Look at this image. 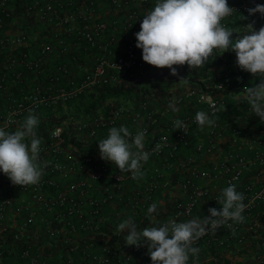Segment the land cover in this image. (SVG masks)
<instances>
[{
  "label": "built area",
  "instance_id": "built-area-1",
  "mask_svg": "<svg viewBox=\"0 0 264 264\" xmlns=\"http://www.w3.org/2000/svg\"><path fill=\"white\" fill-rule=\"evenodd\" d=\"M12 1L21 6L23 21L17 31L8 33L7 29L15 14L11 7ZM157 2L158 0H0V94L5 98L0 128L6 130L24 111L39 105H49L57 99L66 101L88 87L115 83L124 78L136 81L147 70L154 72L157 67L142 59V49L136 46L135 34L141 30L144 15ZM228 2L234 8L232 15L222 21L226 28L234 23L235 16L248 13L247 10L255 4H264V0ZM260 18L257 14L250 19L256 21ZM248 22H240L241 29ZM32 34L35 36L29 39ZM65 34L74 38L72 44L68 42V38H62ZM51 35L55 37L54 41L48 40ZM73 43L76 44L75 47L92 52L91 59L88 57L87 61H78V75L71 72L66 62H56L53 63L54 70L48 74L49 83L45 90H41L39 84L26 95H16L8 89L9 82L18 81L23 75L39 78L44 73L47 57L53 52L56 53L55 56L66 53ZM217 57L221 58L219 64L215 60V64L210 65L206 75L200 79L204 81L203 86L188 88L179 94L169 90L162 95L164 105L161 113L167 111L169 102L174 98L178 100L177 104H182L183 100L193 95L196 103L190 104L192 110L185 107L184 112L179 115L166 118L158 125L151 139L145 141V150L160 160L148 173L144 196L123 198L122 201L129 210L139 205L147 206L152 201L155 184L163 187L175 184L182 192L178 196L181 198L179 204L182 214L191 219L197 211L198 218H201L210 215L208 209L211 207L220 209L222 206L216 199L222 189L235 184L236 190L244 194L247 207L243 213L246 218L243 223L229 222L234 230L250 228L263 211L264 123L253 114L250 106L238 103V98L244 94V87L259 83V79L242 71L236 63L237 57L225 64L224 54H219V50H216L214 59ZM62 77L66 79L63 80ZM59 79L62 84L56 86ZM234 86L236 91L233 90ZM229 89L231 91L226 92ZM158 98L159 96H155L153 99ZM150 101L151 99L141 100L138 107L133 109L132 118L144 115L150 123H155L156 109L150 105ZM199 105L203 108L198 107ZM213 105L216 116L212 118L216 120V126L198 127L195 122L196 113L205 111L211 115ZM113 116L97 114L84 117L77 122L76 127L92 134L98 126L113 122ZM175 119L187 124L188 133L174 129ZM143 129H148V133L150 127L141 125L130 131L135 135L138 130ZM193 131L196 133L193 134ZM63 132L64 125H55L48 132L46 140L41 141L40 162L42 165L47 162V166L44 167L39 184L27 187L14 185L20 191L27 192L25 198L12 194L0 196V264H152L149 254H145L146 246H123L119 251L114 245L98 242L94 237L72 241L69 237H64L65 251L55 261L42 248L17 246V242L27 238L25 234L33 226L36 230L40 213L44 214V220H48L50 213L61 223L59 229L66 227L72 233L95 226L94 217H100L104 204L113 197V188L111 184L104 182L101 194L94 196L91 194L92 182L105 177L116 183L132 178L130 173L122 174L118 167L101 159L100 155L89 154L79 158L69 152ZM158 142L161 143L160 150L153 151ZM186 144H189L190 152L180 156L179 147ZM66 156L68 159L64 158ZM144 165L145 163L142 169ZM174 166L178 170L176 169V177L172 178L171 170ZM76 173L82 176L71 178L66 187H59L57 174ZM2 175L4 173L0 171V182ZM170 220L180 222L177 213H173L166 215L157 227ZM46 224L48 226V221ZM230 230L232 229L225 226L215 234L209 233L197 242V246L200 249L227 247L229 240L226 235ZM49 232L52 234L54 229L50 228ZM8 243L12 246H8ZM257 247L258 250L243 264H264V241ZM136 251L143 256L135 263L133 255ZM201 256L202 251L198 258L190 254L188 264L198 263Z\"/></svg>",
  "mask_w": 264,
  "mask_h": 264
},
{
  "label": "clouds",
  "instance_id": "clouds-1",
  "mask_svg": "<svg viewBox=\"0 0 264 264\" xmlns=\"http://www.w3.org/2000/svg\"><path fill=\"white\" fill-rule=\"evenodd\" d=\"M228 0H158L155 6L144 15L141 30L137 32L136 46L142 49V59L158 68H169L172 75H177L176 65H188L191 69L199 68L219 54L235 52L236 63L242 71L251 73L259 79L253 86H245L244 94L238 103L250 106L253 114L264 123V26L259 30L255 20L257 14L264 18V4L250 7L247 15L240 20H248L244 34L233 38L240 31L233 26L226 28L222 21L233 13ZM182 77L179 81L183 80ZM177 99L169 102L168 108L179 112ZM215 105L211 115L198 111L195 122L200 128L215 127ZM38 118L31 114L15 131L0 128V171L13 185H37L41 181L44 167L40 162L41 140L37 138ZM175 130L188 133L187 124L180 120L173 121ZM148 129L138 130L135 135L126 126L111 127L106 139L99 140L101 159L113 163L122 174L130 173L132 179L143 178V163L150 158L145 150V137ZM162 140L166 138H161ZM157 143L153 151H159ZM222 206L211 207L210 215L192 218L186 222L170 220L162 226L138 228L130 216L119 223L117 232L125 234L124 243L128 246H146L152 264H188L190 254L199 256L201 249L197 242L209 233L215 234L222 227L233 229L232 223H243V213L247 205L245 196L236 190L235 184L222 189L216 199ZM158 206L152 203L148 208L149 217L157 213Z\"/></svg>",
  "mask_w": 264,
  "mask_h": 264
},
{
  "label": "crops",
  "instance_id": "crops-1",
  "mask_svg": "<svg viewBox=\"0 0 264 264\" xmlns=\"http://www.w3.org/2000/svg\"><path fill=\"white\" fill-rule=\"evenodd\" d=\"M11 7L14 9V17L12 19V22L10 26L7 29L8 33H13L19 29V25L23 21L22 17V9L21 6L17 5V2L12 1L11 2ZM35 36V34L30 35L29 39H32ZM5 54V53H2ZM53 53L47 57L46 62H45V67H44V73L41 75L39 78L34 77L33 75H23L21 79L15 82H9L7 84L8 89L13 92L16 95H26L30 91L34 90L36 85H41L44 87L45 90V85L49 83V76H48V67L52 65L53 61ZM52 57V58H51ZM71 72L75 75H78L80 72V69L76 65L70 64ZM78 68V69H77ZM54 90V88H53ZM5 99L3 94H0V102ZM63 101V100H62ZM128 106L123 109L121 108H110L107 111V114H103L104 116H113V122L108 123L105 126H98L95 130L94 133L90 134L87 130H82L79 129L78 135L79 138L72 140L69 143V147H66L67 150L71 153L73 151L71 150V147L82 149V148H92L93 150L90 152L93 155H100L99 153V140L106 139L108 137V132L111 127H120V126H126L129 128V130L134 129L136 127H139L141 125H148L150 127L149 132L146 134L145 141H148L151 139V137L155 134V130L165 118L168 117H174L182 113L184 106L182 104H177L176 106L180 109L179 112H173L171 109H167V111L162 112V106L164 105L163 101L156 100V101H151L150 105L156 109V116H157V121L154 123H150L149 119L141 115L138 118H132V113H133V107L135 106V102L132 101H127ZM125 103V102H124ZM4 104L5 103H0V115L3 114L4 112ZM58 110V109H57ZM59 109L58 111H61ZM46 110L39 108V109H31V114L35 115L38 120L40 121L39 117L45 113ZM64 112V111H63ZM30 114V110L24 111L20 117L14 121L9 127H7L6 131H15L20 128V126L23 124L24 120L26 117ZM46 114V113H45ZM54 114H56V111H54ZM50 115V114H48ZM51 116V115H50ZM68 118V117H66ZM65 119V118H62ZM75 124L79 121V119L75 120ZM193 134L196 133V131L192 132ZM88 136V137H87ZM87 137V138H84ZM84 140V141H83ZM83 141V142H82ZM86 141H89L88 143ZM144 141V142H145ZM189 151V144L186 145H181L179 147V155L180 156H185L188 154ZM65 159H68V157H64ZM158 162V158L156 156L150 155L149 160L145 163L144 168L142 169L144 176L143 178L139 180H134L132 178L129 179H124L118 183H116L114 180L111 178H103L101 180H96L92 182V187H91V194L94 196H99L101 194V186L104 182H108L111 184L113 188V197L108 200L104 207L103 210L100 213V217H94V222L93 225L95 226H90L86 229H83L82 231L72 233L68 231L66 227L58 228L61 223L56 221L50 213H48V220H44V214L40 213V217L37 219V226L36 230L35 227L30 230L29 233H26L25 237H31L30 239L27 238L28 243L26 245H29L33 248H42L46 254L50 257L52 261H55L59 258V255L65 251L64 249V243L63 239L64 237H69L70 240L74 239H89L91 237H94L98 242L99 241H106L111 238V236L114 233H120L117 232V227L119 225L120 219L121 220H126L130 216L138 223L140 219L143 216L148 215V208L150 205L144 209L139 210L137 213L133 214L130 213V216H128L127 212H129V209L127 208V205L123 203V198L130 195L134 196L139 194V190H143V187L145 186L147 180H148V173L151 170V167L155 165ZM180 168V167H179ZM177 167L174 166V168L171 170V176L172 178H175L177 173H176ZM178 170V169H177ZM82 174L76 173V174H67V175H61L57 174L56 178L59 182V187L63 188L67 186L68 181L73 178V177H80ZM169 192L170 195H178L181 196L182 192L178 189V186L173 184L172 186L168 187H163L158 190V192L155 194V201L154 203L159 206L161 203H165L166 195L165 193ZM6 194H12L16 195L20 198H25L27 196V192H22L20 191L16 186L12 185L9 181V178L4 174L2 175V181L0 182V196L6 195ZM263 212V211H261ZM126 214V215H125ZM261 214V213H260ZM158 217L157 213H153L150 218L156 219ZM152 220V219H151ZM48 221V226L46 222ZM260 215L255 218V223L250 227V228H244L243 232L247 233V239L254 238L257 240V236H259V229H260ZM54 229V232L51 234L49 232V229ZM142 230V229H141ZM35 231L38 234H34L33 232ZM252 233V235H251ZM123 234V233H122ZM41 235L42 242H38V237ZM99 235V236H96ZM243 235V234H242ZM235 241V240H234ZM264 241V240H262ZM262 241H257V245L255 246V249H251L249 253H242L240 252L237 248V250H233V246H236L239 242L235 241L232 242V248H226V247H217L215 249H208V248H202V256L198 260V263L195 264H202V263H207V264H218V260L224 263V261L229 260L231 263L232 261L235 260H242L246 261L249 259V257L255 253L258 249L257 246L259 243ZM245 242V241H244ZM247 243V242H246ZM250 243V242H249ZM247 243V244H249ZM125 244V243H124ZM121 244L120 241L112 243V245H121L122 247L125 245ZM201 246V244L199 245ZM121 247V248H122ZM263 249V248H262ZM261 250V248L259 249ZM145 254L148 255L147 248L145 250Z\"/></svg>",
  "mask_w": 264,
  "mask_h": 264
},
{
  "label": "trees",
  "instance_id": "trees-1",
  "mask_svg": "<svg viewBox=\"0 0 264 264\" xmlns=\"http://www.w3.org/2000/svg\"><path fill=\"white\" fill-rule=\"evenodd\" d=\"M243 14L247 15L248 13H241V14L235 16L234 20H236V21H234V23L232 22L231 26L229 28V29H231L233 26H235L240 31V34L239 33L233 34L234 39L238 35L244 34V29H241V27H240V22L245 21V20H240V18ZM255 22H256L255 27L257 30H259L260 27L264 26V18H260V19L256 20ZM62 38H68V42H70V44H72L71 41H73V39H74L71 35L68 36L66 34L62 35ZM48 40L54 41L55 37L53 35L48 36ZM75 45L76 44H74V43H73V45H70L69 50L66 51V53H62L60 56H55L56 53L53 52V56H52L53 61H52V65L48 67V74L49 73L51 74L52 70H54V64L53 63L64 61L69 66H70V64L77 66V63L79 60H81L83 62V61H87L88 57L91 59V53H92L91 51H86L82 47H75ZM223 54H224L223 59H225V64L230 63L236 57L235 52H232V51H228V52H225ZM215 60H216V63L219 64V62L221 61V58L220 57H217L216 59L209 58V61L206 62L205 65H203L202 67H199V68H194V69H191L190 67L185 68L184 78L181 81L171 77V75H170L171 70L170 69L157 67V69H155L154 72L153 71L150 72L147 70V72L136 81H130V80H128V78L127 79L124 78L123 80L117 81L115 83H105V84H101V85H94V86L88 87V88L84 89L83 91L79 92L75 97L66 100V101L70 102V101L77 100V99L78 100H83L85 98L88 99V101L85 103L82 110L76 111V113L72 115V118L68 119L67 122H65V123L62 121L63 119H61L59 117L56 118L55 114H54V111L58 112V110L62 108L61 104L64 101L57 99V101L52 102L49 105H39L36 109L42 108V109L46 110V112H45L46 114H50L51 116L48 115V121H44V120L40 119L39 125L37 128V138H39L41 141H44V140H46L47 134L52 127H54L55 125H64V132L63 133L66 135L65 146L69 147L68 146L69 143L72 140L75 141V139H77V135H78L79 130L77 129L76 124H75L76 119L80 120L84 117H92V116L97 115L99 113L107 114L108 109L119 108V106L122 103L127 102V101L135 102V106L133 107V109L137 108L140 101L143 99H151V101L152 100L153 101L160 100V101L164 102V100H162V95L164 93H167L169 90L173 91V93L179 94V93L183 92V90H186L188 88L201 87L204 85V81H202L200 79L203 78L204 75H206V73L208 71V67L210 65L215 64ZM62 79L65 80L66 77H62ZM60 84H62L61 79L57 80L56 86H59ZM247 84L251 85V82L247 81ZM47 85H45V87ZM41 90H44L43 86H41ZM233 90L234 91L237 90L235 86H234ZM230 91H231V89L227 90L226 92L229 93ZM155 96H159V98L153 99ZM181 103L185 104L184 108L186 107V109L192 110L193 108H191L190 104H195L196 102H195L194 96L192 95L188 99L183 100ZM198 107L203 108V106H201V105H199ZM165 120H166V118L163 121H165ZM162 122H160V124H162ZM71 150L73 151V154L75 156L81 158V157H84L85 155L91 154L90 152L93 149L92 148L78 149V148L71 147ZM159 160L160 159L158 158V162H159ZM144 188H145V186L143 187V190H141V191L139 190V194H137L138 196H144ZM160 188H163V186H161L160 184H155L153 186L152 201L150 203H148L147 206H145V207H142L141 205H139L137 207H133L132 209L129 210V212H127L128 213L127 215L130 216V213L135 214L139 210L144 209V208L148 207L150 204L154 203L155 198H156L155 194L158 192V190ZM165 195H166L167 200L165 201V203L159 204L158 211H157L158 217L156 219H154V218H150L149 215L143 216L140 219V221L137 223L139 229H143L147 225L157 226L166 217V215L173 214V213H177V217L179 218L180 222H186V221L190 220V218L188 216H186L185 214L184 215L182 214L183 211H182V209H180V204H179L181 202V198L175 194L170 195L169 192H166ZM128 197H130V195L124 197V199H126ZM102 210H103V208H102ZM262 210H263V212H261V214H259L261 224L259 226L260 227V229H259L260 235L256 237L257 240H255L254 238L247 239V233L243 232V228H238V229H235L234 231L230 230L229 233L226 235L228 240H229V241H227V247L226 248H230V247L232 248V245H231L232 242L237 241L239 243L236 246H233V250L235 248H237L242 253H249L251 249H255V246L257 245V241L264 240V207ZM196 213H197V211L193 213V217H191V219L192 218H198L199 214H196ZM120 221L123 222L124 220L120 219ZM242 234H243V236H242ZM251 235H252V233H251ZM96 236H99V235H96ZM27 238L30 239L31 237H27ZM27 238H23L20 242H17V246H19V247L25 246L28 243ZM41 238L42 237L40 235L37 239L38 242H42ZM124 240H125V234L124 233L123 234L122 233H114L110 239H108L106 241H100V242L112 244L114 242L120 241L121 244H124ZM246 242L247 243L250 242V243L247 244ZM8 244H9L8 246H12L11 243H8ZM124 245H125V247L128 246L126 244H124ZM121 247H122L121 245H117V246H115V249L120 251ZM237 249H235V250H237ZM133 256H134V261L136 263V261L138 259H140V257L143 256V254H141L139 251H136V252H134ZM218 262H219L218 264H243L244 261L235 260V261H232V263H231L229 260H227V261H224V263H223L220 260H218ZM202 264H207V263H202Z\"/></svg>",
  "mask_w": 264,
  "mask_h": 264
},
{
  "label": "rangeland",
  "instance_id": "rangeland-1",
  "mask_svg": "<svg viewBox=\"0 0 264 264\" xmlns=\"http://www.w3.org/2000/svg\"><path fill=\"white\" fill-rule=\"evenodd\" d=\"M236 21V20H234ZM186 67H183V66H179L177 67V72L178 74L177 75H171L172 78L174 79H178L180 80L182 77H184V70H185ZM97 92V91H96ZM98 93V92H97ZM88 101L87 98L83 99V100H73V101H64L61 105H62V110L61 111H58L56 112L55 114V117H59V118H65L63 119L62 121L65 123L67 122L68 119L72 118V115L76 113V111H80L82 110V108L84 107L85 103ZM5 102V99H3L0 103H4ZM128 102H125V103H122L119 107H122V108H126L128 106ZM64 111V112H63ZM184 112V108H183V111ZM68 117V118H66ZM39 119L41 120H44V121H48V114H45L43 113ZM88 137V136H87ZM87 137H84V138H87ZM77 138H79V135H77ZM84 141V140H83ZM82 141V142H83ZM87 143L89 141H86Z\"/></svg>",
  "mask_w": 264,
  "mask_h": 264
}]
</instances>
